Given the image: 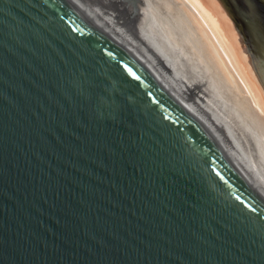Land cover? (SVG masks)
Returning <instances> with one entry per match:
<instances>
[{
  "label": "water",
  "instance_id": "water-1",
  "mask_svg": "<svg viewBox=\"0 0 264 264\" xmlns=\"http://www.w3.org/2000/svg\"><path fill=\"white\" fill-rule=\"evenodd\" d=\"M264 88V0H218ZM0 264H264V199L72 0H0Z\"/></svg>",
  "mask_w": 264,
  "mask_h": 264
},
{
  "label": "bare ground",
  "instance_id": "bare-ground-1",
  "mask_svg": "<svg viewBox=\"0 0 264 264\" xmlns=\"http://www.w3.org/2000/svg\"><path fill=\"white\" fill-rule=\"evenodd\" d=\"M72 1L105 33L140 61L162 87L204 126L235 170L264 199L263 138L261 134H256L255 138L250 134L247 128H250L254 123L252 121L249 123L245 111L238 108L237 104L229 102L230 99L225 96L227 89L221 85L222 83L216 75L211 73L198 49L193 48L194 40H190L191 34L188 25L193 20L199 27L198 31L201 32L204 42L209 45L211 54L226 70L234 89L238 90L236 79L226 67L220 50L194 15L193 10H196L205 22L209 21L216 30L222 33L224 40L235 50L242 67L258 93L257 102L264 115V88L255 71L249 51L243 43V38L237 32L233 20L221 3L218 0H152L160 6L158 8H161L165 17L168 18L171 15L166 20L171 30L169 33H163L158 28V24L150 22L147 18L148 13L144 12L142 14L144 24L136 38L138 31L134 32L135 37L128 35L130 33H122L115 29L116 24L112 19H108V17V21L103 19L99 12H95L94 9L85 5L82 0ZM108 1L116 5L113 3L116 0ZM137 1L140 4L148 2V0ZM114 11L118 14L121 12L119 8ZM131 25H134V22ZM176 36L183 42L182 44L178 43ZM163 51L167 52L165 56ZM182 81L187 84H185L186 87L181 86L183 85L180 84V82L183 83ZM230 94L228 95L230 96ZM197 96L200 98V102L196 98ZM231 115L233 116L230 120L232 118L234 120L229 122ZM239 130H242L244 136L247 134L245 137L247 141L243 139L244 136L242 137L241 133H238Z\"/></svg>",
  "mask_w": 264,
  "mask_h": 264
},
{
  "label": "rangeland",
  "instance_id": "rangeland-1",
  "mask_svg": "<svg viewBox=\"0 0 264 264\" xmlns=\"http://www.w3.org/2000/svg\"><path fill=\"white\" fill-rule=\"evenodd\" d=\"M82 1L85 2L84 3L85 5L94 9L95 12L96 11L99 12V15L100 16L102 15L101 17H103V19L106 20L107 17H108V19H112L113 23L116 24L115 25L116 30H118L122 33L126 32V34L130 33L128 35H132V36L135 34L134 32L138 31V33L136 32V34H137L136 38L139 35V31H141V26L144 24V21H143L144 18L142 17V14L144 12L148 13L147 18L149 19V21L150 22L153 21L154 23L156 22L158 24V28L163 33H167V32L169 33L171 30L169 27V23L166 22V20H168V18L171 15H169L168 18L165 17L166 15H164L162 13V11L160 10L161 8H158L160 6L156 5L152 0L151 1L148 0L147 3H143V4H140L137 0H116V1L114 0L115 2H113V3H116V5L110 3L108 0H82ZM114 7L119 8L121 10V12L119 14L114 13L115 12L114 10L116 9ZM100 13H102V14H100ZM193 13L198 18V20L200 21L202 26L205 28L210 39L217 45V47L220 50L222 57L225 61L226 67L232 73V75L235 77L239 89L238 90L234 89V86L231 84V82L228 78V75L225 72L226 70H224V68L219 64V62L216 60V58L213 57V55L211 54V52L209 50V45L206 42H204L203 37L201 35V32L198 31L199 27H197L195 22L193 20H191V22L188 25V29H189V33L191 34L190 40H192V41L194 40L193 41V48L195 50L198 49V51L201 54V57L204 59L203 60L204 63L206 64L207 67L210 68L211 73H214L216 75V77L219 79V81H221L220 82V83H222L221 85H223V87L225 89H227V94L225 96L227 99H230L229 102H231V103L234 102L232 104H237L238 108H240L242 111H245L246 119L249 121V123H250V121H252L254 123L250 128H247L248 131L250 132V134L254 138H255L256 134L257 135L261 134V137L263 138V141H264V115L262 113L261 108L258 105V102H257L258 93H257L256 89L254 88L250 78L247 76L244 68L242 67V65H241V63H240V61L236 55L235 50L233 49L232 46H230L224 40L222 33L220 31L216 30L209 21L205 22L204 19H202L201 15L196 10H193ZM104 15H105V17H104ZM108 19H107V21H108ZM133 22H134V25H131ZM137 25H138V27L140 26L139 27L140 29L137 27ZM134 37H135V35H134ZM177 39H178V37L176 36V40ZM178 43L182 44L183 42H181V40L178 39ZM163 54L165 56V54H167V52L165 51V53H164V51H163ZM182 82L183 83L180 82V84H183L181 86L186 87L187 84L184 81H182ZM225 83H226V85H225ZM228 94H230L231 97ZM199 96H202V95L199 94ZM196 98L198 100L200 99L198 96ZM199 102H200V100H199ZM232 116L233 115H231L229 117V122H231L232 119L234 120V118H232L230 120V118ZM239 131L240 132H238V133H241L242 137H243L244 135L242 133V130H239ZM241 134H240V136H241ZM244 134H246V133L244 132ZM246 135L243 137V139L247 141V139L245 138Z\"/></svg>",
  "mask_w": 264,
  "mask_h": 264
}]
</instances>
